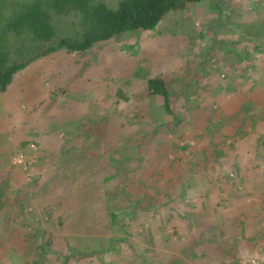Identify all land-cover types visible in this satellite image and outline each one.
Instances as JSON below:
<instances>
[{"label":"rangeland","instance_id":"rangeland-1","mask_svg":"<svg viewBox=\"0 0 264 264\" xmlns=\"http://www.w3.org/2000/svg\"><path fill=\"white\" fill-rule=\"evenodd\" d=\"M168 17L27 69L52 100L44 118L72 104L70 121L43 123L59 140L9 193L0 264H239L264 247V0Z\"/></svg>","mask_w":264,"mask_h":264},{"label":"trees","instance_id":"trees-1","mask_svg":"<svg viewBox=\"0 0 264 264\" xmlns=\"http://www.w3.org/2000/svg\"><path fill=\"white\" fill-rule=\"evenodd\" d=\"M205 0H0V91L31 63L61 50L83 53L96 43L132 31L156 32L172 12ZM264 34V23L252 35ZM171 115L170 92L161 77L147 81ZM116 226L119 216L108 214Z\"/></svg>","mask_w":264,"mask_h":264},{"label":"crops","instance_id":"crops-1","mask_svg":"<svg viewBox=\"0 0 264 264\" xmlns=\"http://www.w3.org/2000/svg\"><path fill=\"white\" fill-rule=\"evenodd\" d=\"M167 17L159 27H164L169 18ZM38 61H35V63ZM30 65L15 75L12 83L5 91H0V108L2 110L0 116V197L2 198L0 200V231H9L11 223L16 221L11 215L16 200L10 199L9 193L21 190V187L25 183L26 173L22 171L23 169L14 165V157L18 154H23L33 168V174L39 175L41 167L38 161L42 158L43 148H50L53 143L59 140L58 131H53L52 127L43 129V123L46 124L50 121V123L59 122V124H67L70 121L65 119V117L68 116L67 112H69V106H72V104L65 106L62 103H60L61 105L56 103L54 104L56 106L54 108L56 109L55 113H48L46 115L47 118H44L46 110L53 111V107L50 104L52 100L49 98L48 101L46 99L42 100L41 97L44 95V89L41 86L38 87L37 79H31L32 73L27 71ZM36 69H38V66ZM19 76L22 77L20 81L17 80ZM18 81L19 84H15ZM44 101L49 102V104H44ZM49 106L52 109H49ZM59 109L60 111L62 110L61 117L59 116L61 115ZM34 145L38 147L35 148ZM5 223L7 224L6 226H4ZM8 231L2 233L10 234ZM23 234L22 231H19L16 238H21ZM7 253L8 250L5 251L6 255Z\"/></svg>","mask_w":264,"mask_h":264},{"label":"built area","instance_id":"built-area-1","mask_svg":"<svg viewBox=\"0 0 264 264\" xmlns=\"http://www.w3.org/2000/svg\"><path fill=\"white\" fill-rule=\"evenodd\" d=\"M14 165L21 166L24 171L29 170L30 163L23 154H18L14 158ZM239 264H264V247L254 250L247 257L243 258Z\"/></svg>","mask_w":264,"mask_h":264}]
</instances>
